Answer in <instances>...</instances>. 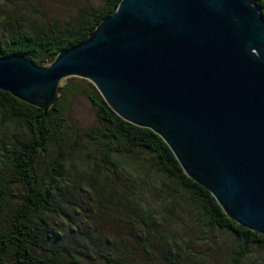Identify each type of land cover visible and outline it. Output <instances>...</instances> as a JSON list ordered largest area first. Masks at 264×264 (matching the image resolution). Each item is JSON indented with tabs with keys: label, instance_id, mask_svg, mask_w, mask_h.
<instances>
[{
	"label": "trees",
	"instance_id": "trees-1",
	"mask_svg": "<svg viewBox=\"0 0 264 264\" xmlns=\"http://www.w3.org/2000/svg\"><path fill=\"white\" fill-rule=\"evenodd\" d=\"M118 1L102 0L61 18L42 12L39 21L0 18V57L18 53L46 64L84 39ZM250 1L264 16V0ZM79 92L89 100L94 120L68 139L63 137L70 134L65 113L70 97ZM0 120L6 128L17 122L22 131L0 146V211L8 205V218L0 223V264H154L158 258L188 264L179 252L184 238L168 221L170 213L164 216L172 206L202 232L209 228L234 235L235 247L223 264H242L253 246H264V233L226 215L209 191L184 172L161 136L117 114L84 77L61 78L45 111L0 89ZM51 144L56 157L48 178L39 179L35 163ZM14 186L19 191L10 203ZM59 187L68 189L58 193ZM99 204L115 221L102 233L86 214L91 205L97 217Z\"/></svg>",
	"mask_w": 264,
	"mask_h": 264
},
{
	"label": "water",
	"instance_id": "water-1",
	"mask_svg": "<svg viewBox=\"0 0 264 264\" xmlns=\"http://www.w3.org/2000/svg\"><path fill=\"white\" fill-rule=\"evenodd\" d=\"M68 75L161 136L226 215L264 233V16L250 0H119L46 64L0 57V89L44 111Z\"/></svg>",
	"mask_w": 264,
	"mask_h": 264
},
{
	"label": "rangeland",
	"instance_id": "rangeland-1",
	"mask_svg": "<svg viewBox=\"0 0 264 264\" xmlns=\"http://www.w3.org/2000/svg\"><path fill=\"white\" fill-rule=\"evenodd\" d=\"M102 3V0H0V18L12 20L15 17L20 18L23 22L39 21L42 19L40 13L44 16L63 17L66 13H72L79 8H93ZM66 121L68 123L67 131L70 134L63 137L74 136L75 132H79L93 122V108L89 100L82 93H75L70 97L69 106L66 110ZM17 122H11L9 127H4L0 120V146L5 140H10L21 134ZM57 148L54 144L48 146L46 152L38 158L35 163V171L39 175V179L46 180L48 178L47 170L49 163L56 157ZM3 153L0 147V160L3 159ZM75 160L78 158H74ZM66 177H72L65 174ZM68 188H58L57 192L66 191ZM19 188L14 186L10 190L8 197L11 203L18 194ZM73 194V193H72ZM60 196V195H59ZM58 196V197H59ZM155 200V198H153ZM14 203V202H13ZM5 205L0 211V223H5V217L8 218L7 207ZM86 210L88 222L95 227L98 232H105L109 225L115 224L112 218L107 217L109 208L99 204L98 216H92L93 207L87 206ZM179 208L172 206L168 210H164V216L170 213L171 219L168 218L172 228L179 229V237H183L184 241L180 243V254L188 264H223L229 258L231 250L235 247L236 239L229 230L220 231L217 229H207L202 232L198 226L192 223L187 213H178ZM7 213V214H6ZM116 219V224H119ZM170 226V227H171ZM250 255L246 256L242 264H264V246L255 245L249 251ZM154 264H168L165 260L158 258Z\"/></svg>",
	"mask_w": 264,
	"mask_h": 264
}]
</instances>
